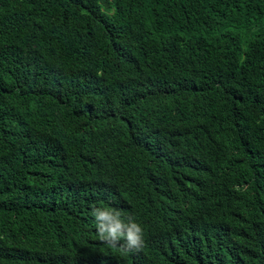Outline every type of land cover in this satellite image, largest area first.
<instances>
[{
    "label": "trees",
    "instance_id": "obj_1",
    "mask_svg": "<svg viewBox=\"0 0 264 264\" xmlns=\"http://www.w3.org/2000/svg\"><path fill=\"white\" fill-rule=\"evenodd\" d=\"M0 264H264V0H0Z\"/></svg>",
    "mask_w": 264,
    "mask_h": 264
},
{
    "label": "clouds",
    "instance_id": "obj_2",
    "mask_svg": "<svg viewBox=\"0 0 264 264\" xmlns=\"http://www.w3.org/2000/svg\"><path fill=\"white\" fill-rule=\"evenodd\" d=\"M96 239L111 249L128 254L139 252L145 246L144 228L136 217L113 207L93 205L91 213Z\"/></svg>",
    "mask_w": 264,
    "mask_h": 264
}]
</instances>
